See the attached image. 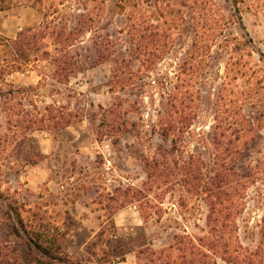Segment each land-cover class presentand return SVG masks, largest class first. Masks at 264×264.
<instances>
[{
	"label": "rangeland",
	"instance_id": "obj_1",
	"mask_svg": "<svg viewBox=\"0 0 264 264\" xmlns=\"http://www.w3.org/2000/svg\"><path fill=\"white\" fill-rule=\"evenodd\" d=\"M98 1L0 0L7 6L0 10V91H20L8 100L7 108L15 115L23 108L33 119L46 115V108L59 110L64 117L59 128L32 132L29 142L16 137L14 130L5 137L9 132L0 109L1 202L41 224L42 246L54 238L52 251L58 248L53 254L59 259L33 256L40 264H145L149 257L137 255L141 249L161 248L176 234L202 236L207 204L199 191L186 192L188 170L182 164L191 163L193 183L200 186L204 168L209 170L215 161L212 137L222 119L237 124L226 136L237 129L251 130L246 140L235 134L240 139L239 167L258 163L262 168L248 185L243 209L235 218L238 240L255 250L264 216V0L198 1L205 2L208 15L198 29L192 21L200 14L196 0H181L184 7L179 6L181 20L173 47L151 58L157 66L124 91L110 89L107 65L65 81L55 77L54 68L39 53L20 65L12 41L22 29L38 27L44 16L58 22L65 14L89 10L99 17V26L120 29L125 16L116 9V0ZM145 2L142 6L151 10L154 22H162L163 4L152 0L147 7ZM224 20L227 25L219 36ZM207 28L209 37L211 33L217 37L204 55L186 60L182 83L191 118L182 142L173 147L157 136L161 95L176 93L185 56ZM90 37L86 34L83 40L88 43ZM163 157L171 174H163L160 183L145 163ZM133 190L145 199H131ZM144 203L150 207L146 213ZM5 222L0 219L3 231ZM0 237L7 240L2 231ZM9 241L16 245L22 264H28L19 240ZM214 264L227 263L217 258Z\"/></svg>",
	"mask_w": 264,
	"mask_h": 264
},
{
	"label": "trees",
	"instance_id": "obj_2",
	"mask_svg": "<svg viewBox=\"0 0 264 264\" xmlns=\"http://www.w3.org/2000/svg\"><path fill=\"white\" fill-rule=\"evenodd\" d=\"M151 1L146 0L147 7H151ZM155 1L163 4L160 15L162 22L160 23L154 22L151 10L143 8L142 0H116L114 4L116 9H119L125 16L123 26L118 30L111 31L109 26H99V17L94 16L89 10L80 14H65L58 22L44 16L43 22L38 27L22 29L12 41V47L19 55L20 65L27 64L32 55L39 53L41 59L54 68L55 77L62 81L68 80L76 73L107 65L110 73V89L119 88L124 91L145 75V72H150L157 66V61L151 58L161 56L166 53V50L173 47L176 36L174 31L181 20L180 7H184V5L181 4V0ZM170 1L173 2L169 4ZM198 1L201 0H196L197 3L194 5L198 4L200 14L197 18H192L195 29L200 28L199 21L203 20V17H208L204 13L206 11L205 2L198 3ZM89 2L98 3L99 1L89 0ZM101 3L103 4L104 1ZM6 8L7 6L0 4V10ZM56 11L54 12L56 13ZM226 25V20H224L220 27V33L218 32L219 36L222 35L223 27ZM160 28L162 31H159ZM208 31L209 28L206 29V33L200 40H195L190 51L187 52L185 61L180 67L181 79L179 76V84L175 88L176 93L165 92L161 95L162 101L157 115V136L162 140H168L173 147L182 142L191 118L187 106L188 92L184 90L182 83V78L188 71L186 60L192 59L194 54L204 55V51H209L217 34L210 32L211 36L209 37ZM123 33L125 39L121 38ZM86 34L91 35L88 43L83 40ZM48 47L51 50H47ZM141 57L145 59L140 61ZM15 68L20 69L19 66ZM141 87L143 88V85ZM19 93V90L14 89H9L5 93L0 91V109L6 116L7 131L9 132L5 136L6 138L14 130L16 137L19 136L21 140L32 142L33 137L30 135L32 132L46 128L56 129L61 126L64 117L60 113L57 114L59 110L50 111L46 108V115L34 119L23 108L18 110L17 115L11 113V108H7L8 100L14 99ZM194 98L197 103L199 99L196 92ZM112 121L116 123V120ZM236 127V121L229 122L227 119L219 121V125L215 129L217 132L212 137L215 161L209 170L204 168L200 186L193 183L195 177L192 176L193 173L190 170L191 163L184 162L182 164L185 167L183 170H188L185 174L187 180L183 181V186L187 187L186 192L189 193L193 190V193H196V190L199 191L207 204L208 212L204 234L202 236L186 233L176 234L169 244L161 248L139 250L137 255L146 254L149 257V259H145V264H214L217 258L227 264H264V216L260 225L261 242L255 250L242 246L236 236L235 218L243 209L246 190L253 178H256L262 171L258 163L254 166L239 167L237 147L240 139L235 134H242V138L246 140V135L251 130L237 129L235 133L226 136L225 132L232 131ZM13 138L10 137V139ZM145 168L160 183L163 174H171L167 171L164 157L154 158L150 163L146 162ZM154 182V180H150L149 184H154ZM156 188L159 190V186ZM129 191L130 189L127 192ZM131 194L130 198L135 199L136 202H142L145 199V197H141L139 190H133ZM0 203L2 208L0 209V219L6 221L5 230L3 231L0 227V231L4 232L7 239L0 237V264H10V260L13 264H22L16 245L9 241L12 237L18 239L27 250L26 261L28 264L41 263L36 256H33L34 253L50 260L59 259L53 254L58 251V248L52 251L56 243L54 238L50 237L45 240V246H42L44 240L41 237V224L30 221L24 216V213L26 214L24 211L15 210L8 204L4 206L1 196ZM144 204L146 213L149 206ZM123 259L122 257V261Z\"/></svg>",
	"mask_w": 264,
	"mask_h": 264
}]
</instances>
